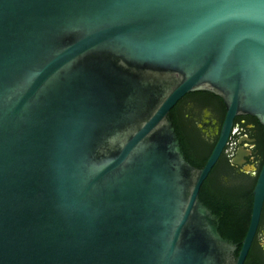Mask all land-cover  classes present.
Masks as SVG:
<instances>
[{
    "label": "water",
    "instance_id": "95a60500",
    "mask_svg": "<svg viewBox=\"0 0 264 264\" xmlns=\"http://www.w3.org/2000/svg\"><path fill=\"white\" fill-rule=\"evenodd\" d=\"M219 96L193 167L172 108ZM264 126V0H0V264H243L251 223L201 185Z\"/></svg>",
    "mask_w": 264,
    "mask_h": 264
},
{
    "label": "flooded vegetation",
    "instance_id": "af4514ba",
    "mask_svg": "<svg viewBox=\"0 0 264 264\" xmlns=\"http://www.w3.org/2000/svg\"><path fill=\"white\" fill-rule=\"evenodd\" d=\"M174 107L184 141L203 167L219 140L226 107L219 96L202 91L186 94ZM263 166L264 126L251 115H236L223 153L205 182L213 190L251 195L248 225ZM243 264H264V212Z\"/></svg>",
    "mask_w": 264,
    "mask_h": 264
},
{
    "label": "trees",
    "instance_id": "16d2710c",
    "mask_svg": "<svg viewBox=\"0 0 264 264\" xmlns=\"http://www.w3.org/2000/svg\"><path fill=\"white\" fill-rule=\"evenodd\" d=\"M189 95V94H187ZM175 107L172 108V113L176 121ZM181 139L187 151V154L190 158L193 167H202V164H199L194 160V154L191 149L187 147V143L184 141L183 134L181 132L180 124L176 121ZM201 189L207 198L208 202L222 203L226 206L237 218L241 219L245 223L247 222L246 216L249 214L250 205H251V195L247 196L246 192H221L219 189H211L206 182L201 185Z\"/></svg>",
    "mask_w": 264,
    "mask_h": 264
}]
</instances>
